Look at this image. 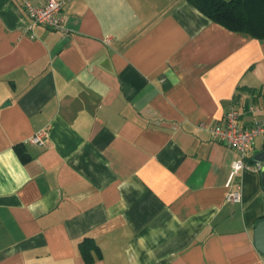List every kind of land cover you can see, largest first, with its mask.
<instances>
[{
    "label": "crops",
    "instance_id": "1",
    "mask_svg": "<svg viewBox=\"0 0 264 264\" xmlns=\"http://www.w3.org/2000/svg\"><path fill=\"white\" fill-rule=\"evenodd\" d=\"M63 13L65 32L31 29L0 0V264H264L261 173L243 172L242 202H227L237 153L198 129L232 107L245 128L264 120V40L188 0ZM44 130L45 146L30 141ZM262 153L260 138L250 163ZM86 239L101 259L87 262Z\"/></svg>",
    "mask_w": 264,
    "mask_h": 264
},
{
    "label": "built area",
    "instance_id": "2",
    "mask_svg": "<svg viewBox=\"0 0 264 264\" xmlns=\"http://www.w3.org/2000/svg\"><path fill=\"white\" fill-rule=\"evenodd\" d=\"M24 7L29 19L30 28L44 26L54 31L65 32L66 22L64 8L71 0H18ZM109 42L110 39H107ZM252 113L258 114L261 110L257 107L250 108ZM240 111L232 107L224 117L223 123L217 126H210L207 123H200L199 130L208 131L213 138L233 149L237 158L233 162L230 174L226 183L228 189L226 201L230 203L242 202V184L238 183L239 176L245 171H261L262 164H251L248 153L255 146L258 139L264 140V120H257L251 128H245L240 124ZM48 138L46 130L37 133L31 138V142L45 146Z\"/></svg>",
    "mask_w": 264,
    "mask_h": 264
},
{
    "label": "trees",
    "instance_id": "3",
    "mask_svg": "<svg viewBox=\"0 0 264 264\" xmlns=\"http://www.w3.org/2000/svg\"><path fill=\"white\" fill-rule=\"evenodd\" d=\"M201 13L207 16L212 22L217 23L229 31L246 33L256 39L264 40V0H188ZM17 151L24 163L29 157L22 147ZM85 240L80 245V251L88 263L94 262L89 258L87 250H94L99 259L102 253L96 244L91 241L87 246Z\"/></svg>",
    "mask_w": 264,
    "mask_h": 264
},
{
    "label": "water",
    "instance_id": "4",
    "mask_svg": "<svg viewBox=\"0 0 264 264\" xmlns=\"http://www.w3.org/2000/svg\"><path fill=\"white\" fill-rule=\"evenodd\" d=\"M256 161L262 164L261 168V178L264 188V153L256 157ZM255 246L257 250L264 255V219L258 222L255 229Z\"/></svg>",
    "mask_w": 264,
    "mask_h": 264
}]
</instances>
